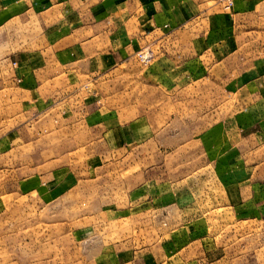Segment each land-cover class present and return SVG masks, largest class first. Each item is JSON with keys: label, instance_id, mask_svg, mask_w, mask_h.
Masks as SVG:
<instances>
[{"label": "rangeland", "instance_id": "rangeland-1", "mask_svg": "<svg viewBox=\"0 0 264 264\" xmlns=\"http://www.w3.org/2000/svg\"><path fill=\"white\" fill-rule=\"evenodd\" d=\"M190 2L188 14L193 19L183 25H156L148 8L134 10L136 19L120 18L115 35L127 52L112 59L109 89L80 90L79 116L69 112L73 92L62 88L65 76L40 90L44 107L31 97L29 105L22 106L21 89L12 75L17 68L11 64L19 61L5 57L0 67V264H101L103 254L114 255L129 244L169 242L166 237L178 222L175 209L157 212L151 233L138 231L131 218L118 220L106 211L107 195L112 194L123 209L126 195L148 176H152V192L161 195L172 190L170 183L176 190L188 176L190 180L244 178L239 165L245 148L252 152L253 177L264 174V3L246 26L244 15L232 17L233 4L225 8L219 0ZM29 28L30 37H37L36 24ZM175 33L188 43L171 45L163 40ZM194 36L203 38L204 44L193 43ZM213 38L227 41L216 43ZM37 44L31 41L28 47ZM181 46L190 55L196 50L194 57L202 67L232 60L238 65V79L251 69V97L245 103L238 90L213 84L181 86L178 69L155 73L182 62ZM146 49L152 57L144 64L137 53ZM170 56L174 63L166 61ZM95 107L108 109L109 131L117 129L123 137L124 147L118 151L111 149L113 138L110 149L96 143V129L102 128L95 119H87ZM61 109L63 115H58ZM21 114L32 119L39 114L40 122L21 121ZM214 130L222 136L207 139ZM234 134L242 142L231 138ZM231 158L238 167L230 166ZM259 209L254 208L248 223L228 227L229 221L222 218L225 226L208 234L207 259L232 254V264H243L245 251L240 246L247 238L252 242V264H264V215Z\"/></svg>", "mask_w": 264, "mask_h": 264}, {"label": "crops", "instance_id": "crops-1", "mask_svg": "<svg viewBox=\"0 0 264 264\" xmlns=\"http://www.w3.org/2000/svg\"><path fill=\"white\" fill-rule=\"evenodd\" d=\"M257 1L234 0L232 17L244 15L246 26L251 25L249 17L264 3L262 0L261 4L256 5ZM191 7L193 5L190 0H0V57L3 56L0 58V67L5 62V57L19 61L11 64L17 68L12 75L21 89L22 106L29 105V100L32 98V102L44 107L46 99L44 96L41 97L40 90H44L47 83H55L58 77L65 76L62 88L72 89L73 92L69 97V112L79 116L76 110H79L77 105L78 96L81 95L80 90L86 87L87 90L88 88L109 89L106 82L109 81L107 76L112 66V59H121L127 52L121 49L115 35L121 17L127 15V19H136L139 16L134 10L148 8L153 14L151 19L156 25L166 26L167 23L172 26L183 25L193 19L189 18L188 14L191 12ZM30 24H36L38 28L35 38L30 37ZM194 39L193 43L196 45H200L199 43L203 45L205 42L200 36H194ZM163 40L171 42V45L179 41L188 43L182 37L177 39L176 33L175 36L168 35ZM31 41H38L35 48L28 47ZM211 41L223 43L227 39L220 42L219 38H213ZM118 45L119 49H117ZM15 49L18 53L13 55ZM179 51L182 58L180 66L163 65L162 72L156 69L155 73L165 74L170 73L172 68L178 69L182 74L181 86L190 87L195 83L213 84L234 92L238 90L245 95L242 98L245 103L251 97L248 93L251 92L253 85L251 69L242 72V76L238 79L235 74L238 65L232 60L227 62L224 59L209 68L202 67V64L200 67L197 63L199 58L194 57L196 50L190 55L189 49H182L181 46ZM167 59L166 61L174 63L172 56ZM223 63H226V66L222 65ZM45 64L48 65L47 69H44ZM2 85L3 82H0V87ZM62 110L58 111V115H63ZM29 115L21 114V121L30 119L34 122L37 119H32L34 117ZM43 115L41 113V116ZM87 116L88 120L95 119L98 122L97 126L102 128V130L96 129L97 144H104L110 149L109 141L113 138L115 141L111 149L118 151L124 147L119 130L109 131L108 109L95 107L87 113ZM40 118L38 114V123ZM221 136L219 131L214 130L207 139ZM200 137L203 138L204 135ZM236 137L237 134H234L231 138ZM105 138H107L106 144L102 143ZM237 140L242 142L236 138ZM184 143L181 145L184 146ZM243 154L244 160H241L239 167L244 170V178H233L231 175L229 179L214 176L211 179L203 177L190 180L191 177L188 176L181 180L180 187L176 190L173 189L174 184L170 183L172 190L161 195L152 192L154 188L152 176H148L142 185L126 195L122 202L123 209L114 202L112 194L107 195L110 201L107 205L109 209L106 211L118 220L124 216L131 218L138 231L148 230L151 233L152 217H155L157 212H167L170 208L178 213V222L175 226H171L175 230L166 237L170 238L169 242L163 241L159 246L160 242L154 246L152 242L129 244L124 249L118 248L114 255L103 254L101 264H232V254L228 257L207 259L206 253L211 249V242L207 237L211 229L217 232L224 225L222 218L228 220V227H231L238 223L251 222L255 207L260 208L264 215V174L254 178L252 152H248L245 148ZM229 163L233 167L238 165V163L234 165L232 158ZM212 164L214 167L217 166L213 162ZM240 247V250L243 248L245 251L243 264H252L251 239L249 241L245 238L243 246ZM154 250H158V256L153 255Z\"/></svg>", "mask_w": 264, "mask_h": 264}, {"label": "built area", "instance_id": "built-area-1", "mask_svg": "<svg viewBox=\"0 0 264 264\" xmlns=\"http://www.w3.org/2000/svg\"><path fill=\"white\" fill-rule=\"evenodd\" d=\"M223 5H225V8H229L232 6L234 0H219ZM137 57L140 62L146 64L150 61L152 54L150 51L143 50L141 52L137 53Z\"/></svg>", "mask_w": 264, "mask_h": 264}]
</instances>
